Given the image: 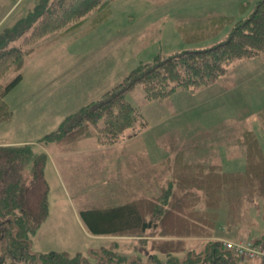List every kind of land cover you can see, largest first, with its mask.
Listing matches in <instances>:
<instances>
[{"label": "rangeland", "instance_id": "374dc122", "mask_svg": "<svg viewBox=\"0 0 264 264\" xmlns=\"http://www.w3.org/2000/svg\"><path fill=\"white\" fill-rule=\"evenodd\" d=\"M38 1L0 0V31ZM242 3H247L244 9ZM253 5L254 0H113L68 33L55 32L34 44L21 69L23 81L4 96L12 117L0 121V142L26 141L36 152L49 154L44 171L50 213L31 237L33 251L79 253L89 264L119 256L130 260L147 249L151 237L93 235L82 210L158 197L166 181L187 175L191 165L205 169L203 165L215 163L224 172L243 173L246 130L254 132L264 158V52L236 60L211 85L177 89L167 99L147 100L143 86L136 85L125 98L146 124L112 145H99L95 137L79 140L75 147L41 140L66 116L99 100L138 64L224 40L235 20L244 19ZM218 16L231 20L208 36L203 25ZM14 74L7 71L0 85ZM174 155L178 158L172 164ZM218 201L209 206L216 221L207 233L174 239L198 252L213 242L225 248L226 242L258 236L254 243L264 249L263 207H246L243 193L233 190ZM256 257L241 255V263L264 264Z\"/></svg>", "mask_w": 264, "mask_h": 264}, {"label": "trees", "instance_id": "16d2710c", "mask_svg": "<svg viewBox=\"0 0 264 264\" xmlns=\"http://www.w3.org/2000/svg\"><path fill=\"white\" fill-rule=\"evenodd\" d=\"M112 1L39 0L25 16L0 31V78L7 71L15 73L0 85V121L12 117L4 96L21 81L24 60L34 52V44L55 32L68 33L72 25H79ZM246 6L247 3L241 4L243 9ZM226 19L218 16L205 22L208 36L231 20ZM263 52L264 0H254L252 11L244 19L235 20L224 40L205 48L157 55L151 62L138 64L99 100L66 116L55 131L41 140L58 145L69 142L75 147L79 140L95 137L99 145H112L129 130L141 129L146 124L138 109L125 98L136 85L143 86L147 100L167 99L177 89L195 90L211 85L236 60ZM261 122L264 129V118ZM244 134L248 150L243 173L224 172L215 163L203 165L205 169L191 165L187 175L166 181L158 197L82 210L81 216L93 235L151 237L147 249L139 250L132 259L119 256L116 260L105 259V264H242L241 255L233 249L220 248L213 242L198 252L188 251L183 241L173 235L207 233L216 221L209 206L219 204L223 194L232 190L243 193L246 207L264 209L261 146L252 130ZM177 158L174 155L172 164ZM47 159L46 152H36L32 145H0V264H89L79 253L32 250L31 237L49 215V185L44 174ZM257 238L244 241L255 245ZM96 264H102L101 259Z\"/></svg>", "mask_w": 264, "mask_h": 264}, {"label": "built area", "instance_id": "2783aa9c", "mask_svg": "<svg viewBox=\"0 0 264 264\" xmlns=\"http://www.w3.org/2000/svg\"><path fill=\"white\" fill-rule=\"evenodd\" d=\"M226 248L236 250L235 252H239L241 255L257 256L264 259V249H261L258 245H253L251 242L244 241L238 244L226 242Z\"/></svg>", "mask_w": 264, "mask_h": 264}, {"label": "crops", "instance_id": "0c3cea01", "mask_svg": "<svg viewBox=\"0 0 264 264\" xmlns=\"http://www.w3.org/2000/svg\"><path fill=\"white\" fill-rule=\"evenodd\" d=\"M23 67H24V64H23ZM23 67H22V68H23ZM22 81H23V75H22V80H21L16 86H18ZM16 86H15V87H16ZM15 87H14V88H15ZM14 88H13V89H14ZM13 89H12V90H13ZM12 90H11V91H12ZM9 92H10V91H9ZM9 92H8V93H9ZM8 93H7V94H8ZM7 94H6V95H7ZM7 104H8V103H7ZM4 142L10 143V144H24V143H28V142H26V141H21V142L3 141V142H0V145H1L2 143H4ZM45 148H46V147H45ZM41 150H42V149H41ZM47 154H48V153H47ZM51 157H52V156H51ZM52 159H53V158H52ZM48 160H49V154H48V159H47V161H48ZM47 161H46V162H47ZM47 163H48V162H47ZM44 174H45V171H44ZM46 180H47V179H46ZM47 182H48V180H47ZM48 183H49V182H48ZM63 184H64V182H63ZM48 185H49V184H48ZM64 186H65V185H64ZM49 191H50V185H49ZM48 197H49V194H48ZM49 213H50V211H49ZM48 217H49V215H48ZM48 217H47V218H48ZM46 220H47V219H46ZM37 251L43 253V249H42L41 251H40V250H37ZM62 251H65V250H62Z\"/></svg>", "mask_w": 264, "mask_h": 264}]
</instances>
